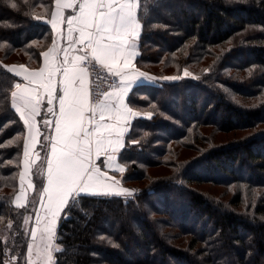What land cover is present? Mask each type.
Masks as SVG:
<instances>
[{
    "label": "trees",
    "instance_id": "1",
    "mask_svg": "<svg viewBox=\"0 0 264 264\" xmlns=\"http://www.w3.org/2000/svg\"><path fill=\"white\" fill-rule=\"evenodd\" d=\"M53 4L0 0V264H26L44 182L43 158L24 205L15 204L27 130L12 107L19 78L9 65L38 66L52 39L38 17L48 19ZM138 4L136 65L157 82L135 86L127 98L151 113L132 121L118 154L122 183L133 192L70 202L54 264H264V0ZM187 67L195 77L162 81ZM231 132L229 141L212 143ZM151 167L168 172L154 175ZM199 184L246 187L250 200L239 210V189L227 205Z\"/></svg>",
    "mask_w": 264,
    "mask_h": 264
},
{
    "label": "snow or ice",
    "instance_id": "2",
    "mask_svg": "<svg viewBox=\"0 0 264 264\" xmlns=\"http://www.w3.org/2000/svg\"><path fill=\"white\" fill-rule=\"evenodd\" d=\"M55 4L56 10L51 20L53 29L58 20L64 22L65 8H71L75 13L67 17L69 48L59 49L54 45L57 56L50 59L49 53H44L45 67L38 73L25 71L23 78L28 85H15L20 90L18 100L17 92L12 93V107L19 112L29 130L35 127L31 121L38 114L37 107L45 97L49 105L47 111L54 120V135L45 137L51 141V152L47 160V183L40 201L44 216L41 217L40 210L36 215L37 224L42 220L45 224L42 235L46 237L44 248L49 261L56 222L65 207L80 194H112L108 190L118 181L102 172L95 158L103 155L106 157L105 165L116 163L114 154L124 147L123 136L128 131L127 126L132 117L139 116L127 106L125 98L138 78L155 79L133 67L137 53L131 49L141 35V24L137 17L138 0H55ZM10 6L17 8L16 3H10ZM73 33L76 35L73 36ZM74 45L80 48H74ZM70 51H83L84 54L70 56ZM60 55L63 56L62 60L58 58ZM91 60L106 67L119 81L102 103H93L89 99L86 68L81 64L85 61L90 63ZM38 79L43 81L39 91L34 86ZM163 79L175 81L180 77ZM57 101L59 110L55 112ZM146 118H151V113ZM44 123L47 126L50 122L45 120ZM28 148L26 140L25 157L28 156ZM119 170L124 171L123 168ZM23 178L22 172V181ZM115 194L131 195V192L121 189ZM36 231L34 227L33 237Z\"/></svg>",
    "mask_w": 264,
    "mask_h": 264
},
{
    "label": "crops",
    "instance_id": "3",
    "mask_svg": "<svg viewBox=\"0 0 264 264\" xmlns=\"http://www.w3.org/2000/svg\"><path fill=\"white\" fill-rule=\"evenodd\" d=\"M56 10V4H55V0H54V4H53V11ZM52 13L51 16L46 20V22L49 24L51 31H52V39L51 42L49 43V45L43 49L40 52V57L38 60V66H31V65H25V64H16V63H12L11 65H9V69L10 71L16 75L19 78V81L15 83L16 84H21L22 86L28 85V81H26L23 78L24 72H39L42 68L45 67V58H44V53H49V58H53L57 56V53L53 50L54 49V45L55 48H59V49H67L69 48V40H70V36L68 33V25H67V17L74 15L75 13L73 12V10L71 8H65L63 10V17H64V22L61 23L57 22L56 28L53 29L52 24H51V20H52ZM73 36L76 35V33L72 34ZM138 41V39H137ZM137 41L135 42V45L137 43ZM74 48H80L79 45H74ZM131 51H134L137 53V55L134 57L133 59V67L138 71V72H144L142 69H140L137 65H136V58L139 55V51L137 49L136 46H134ZM84 52L83 51H70L69 55H83ZM90 55V54H89ZM59 59H63V56L60 55L58 57ZM101 65V64H100ZM103 66V65H102ZM104 67V66H103ZM16 73H20L19 75H17ZM149 76H152L150 73H146ZM47 75V72H45V76ZM86 76V80H87V89H88V85H89V78L87 75V72L85 73ZM154 77V76H152ZM157 77H155L154 80H146L144 78H138L135 83L133 84L131 91L133 88H135V86L139 85V84H156ZM118 78H117V84H118ZM43 83V81L41 80H37L34 82V86L36 87V89L39 91L40 89V85ZM116 84V85H117ZM14 85V92H17L18 96H17V100L19 97V89H16ZM115 90V87L110 91L113 92ZM130 91V92H131ZM129 92V93H130ZM127 94L126 98H125V102L127 104V106L129 108H131L134 112L139 113V116L137 117H132L131 118V122L130 124L127 126L128 127V131L124 134L123 136V144L125 146V142H126V137L127 134L130 131V126L133 120L137 119V118H142V117H147V113L145 112H141L137 109H134L133 107H131V105L129 104V102L127 101L128 95ZM107 98V96H106ZM14 100V99H13ZM105 100V99H104ZM104 100H102L99 103L104 102ZM13 102V101H12ZM49 105L47 104V100L46 97L44 99L41 100L39 106L37 107V112L38 114L34 117V119L31 121V123L35 124V127L32 128L31 130H29L28 128H26V140L28 142L29 148H28V156L25 157L24 155V150H23V154H22V160H21V166H20V183H19V188L21 191L23 190H27L34 188V184L32 182V172L34 171V169H36V167L40 164V162L43 161L44 158V182H43V188L44 185L47 183V160L49 158L50 152H51V141L50 140H46L45 137H51L52 135H54V120L53 117L50 113H48L47 109H48ZM15 111L17 112V114L20 116L19 112L16 110V108H14ZM59 108H58V101L55 103L54 106V111L58 112ZM27 115V113H25ZM97 119H99V116L96 117ZM45 120H48L50 123L46 126L45 125ZM124 148V147H123ZM122 148V149H123ZM120 153V152H119ZM116 153L114 154L116 156V163L115 164H110V166H108L106 169L103 167V165L101 164V160L100 158L103 157V155L96 157V164L98 167H100L102 172H106L107 175L111 178H113L115 181H118V183L111 189H109L108 191H110L112 194H115L117 192H119L121 189H123L122 187V183H121V177L123 175V172L125 171V166L122 165L118 159V154ZM123 168L124 171L121 172L119 169ZM24 173V178L23 181L21 180V173ZM26 187V189H24V187ZM31 185V187L29 186ZM99 191H104V189H99ZM26 192H29L26 191ZM19 196V200H21V204L18 202V206H22L25 203V199L27 194L25 193H21L19 191L18 195ZM18 198V197H17ZM36 217V214L34 215ZM43 217V216H42ZM34 218V217H33Z\"/></svg>",
    "mask_w": 264,
    "mask_h": 264
},
{
    "label": "rangeland",
    "instance_id": "4",
    "mask_svg": "<svg viewBox=\"0 0 264 264\" xmlns=\"http://www.w3.org/2000/svg\"><path fill=\"white\" fill-rule=\"evenodd\" d=\"M50 16H51V14L49 15V17ZM38 18H41V21H44V22H46V20H47L46 19L47 16H40ZM8 61H11V60H8ZM186 72L188 73L187 76H185V73ZM195 75L196 74L194 72H192L189 69V67H187V68H184L180 72V74L178 76H176V75H174V76H176V77H182V78H186V77L190 76L189 78H192V77H195ZM152 76L156 77V75H152ZM164 77H173V75L167 74ZM163 78H162V81L165 80ZM158 80L160 81V79H158ZM166 81H170V80H166ZM171 81H173V80H171ZM116 84H117V78H116ZM116 84H115V86H116ZM13 99L14 98H12V100ZM198 104H200V102H198ZM145 113H147V112H145ZM171 123L173 124L174 121L172 120ZM233 133L231 132V133L226 134V135L218 134L214 138V141L212 140L213 141L212 143L214 145L219 144V142L220 143H225L226 141H229V139H230L229 137L231 135H236V134H233ZM105 159H106L105 156H103L102 158H100L101 164L106 169L107 168V165L104 164ZM161 169H162V171H160ZM149 171H150V173H152L154 175H156L157 173L164 174V173H167L168 172V170L166 171L162 167H151L149 169ZM242 176H244V175H242ZM219 179H222V178H219ZM122 180H123V175L121 177V183H122ZM130 184H133V183H130ZM122 186H123L122 187L123 189L129 190L128 188H125V185H123V183H122ZM23 187H24V185H23ZM196 188L198 189V191L202 192L204 195L208 196L209 198H211V197L212 198H216V199L218 198V201H221V202H223V203H225L227 205H228V201H230V199L233 198L234 194L239 189L241 191V193H242L241 196H242V199H243V201L241 203L243 204L244 201H245V205L241 206L239 208V210L244 209L246 207V202L248 204V200H250V195H249V192L250 191L247 192L248 190H246V187H240L239 188V186H235L234 185V186H230L229 188H227V187H224V186H222L220 184H218V185L199 184V185H196ZM24 189H26V187H24ZM28 190H29V192H26ZM32 190H33V188L31 189V191ZM26 191L25 190H23V191L20 190L21 193H25V194L31 193L30 192V189H27ZM129 191L130 192H133L132 189L129 190ZM42 192H43V188H42V191L39 193L40 194L39 195V199H38L39 203H38V206H37V208L35 210V214L36 215H37V210H40L41 217L44 216L43 210L40 209V201H41V193ZM110 195H116V194H110ZM19 196H20V194L17 197H19ZM17 197L15 198V204L18 205V202L21 204L22 201L19 200ZM246 197H247V199H246ZM76 199H77V197H76ZM66 207H65V209H66ZM65 209L61 213V218L56 222L55 235H54V238L51 241V249H50L51 260L50 261L48 259V255H47L46 250L44 248V242L46 240V237L44 235H42V232H43V229L45 227V224L43 223V220H42V222L40 224H37L36 217L34 216V218H32L31 227L29 228L30 229L29 230L30 240L27 243V247H26V252H27V254H26V264H30V262H31V264H54V251H55L56 231H57V228L59 226V223H60L61 219L65 216L64 215ZM34 227L37 229L35 237H33V235H32V229ZM30 245H31V247H30Z\"/></svg>",
    "mask_w": 264,
    "mask_h": 264
},
{
    "label": "built area",
    "instance_id": "5",
    "mask_svg": "<svg viewBox=\"0 0 264 264\" xmlns=\"http://www.w3.org/2000/svg\"><path fill=\"white\" fill-rule=\"evenodd\" d=\"M81 66L86 68V72L89 78V99L93 103L101 102L107 93H109L116 84V77H114L110 71L101 66L95 60L91 62H82ZM110 164L107 165V167Z\"/></svg>",
    "mask_w": 264,
    "mask_h": 264
}]
</instances>
